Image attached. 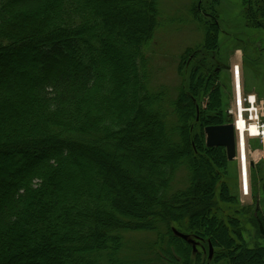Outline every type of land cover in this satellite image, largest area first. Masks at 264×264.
Returning a JSON list of instances; mask_svg holds the SVG:
<instances>
[{
    "label": "trees",
    "instance_id": "obj_1",
    "mask_svg": "<svg viewBox=\"0 0 264 264\" xmlns=\"http://www.w3.org/2000/svg\"><path fill=\"white\" fill-rule=\"evenodd\" d=\"M160 1L0 0V157L19 162L0 168V264H196L182 237L195 231L217 248L214 264H264V245L247 247L212 214L229 161L225 148L207 147L205 129L226 122L218 73L198 54L218 52V18L196 0L187 6L205 40L180 55L185 83L167 98L152 89L145 54ZM239 1L246 26L263 29L264 0ZM121 155L143 176L131 179ZM204 168L214 183L201 180ZM141 233L155 237H133Z\"/></svg>",
    "mask_w": 264,
    "mask_h": 264
},
{
    "label": "rangeland",
    "instance_id": "obj_2",
    "mask_svg": "<svg viewBox=\"0 0 264 264\" xmlns=\"http://www.w3.org/2000/svg\"><path fill=\"white\" fill-rule=\"evenodd\" d=\"M192 1H160L164 12L163 21L154 42L145 51L147 58L150 60L151 87L154 91H161L167 98H174L177 95L178 89L185 83L184 79L178 74L180 55L187 48L202 46L205 40V31L198 24V19L195 20L188 14L187 9ZM197 1L201 2V6L204 9L208 8L212 11V14L218 18V23L220 24L218 52L208 53L203 49L198 54V60L207 68L205 70H213L218 73V76L215 75L216 80L213 87L220 86L223 100L221 117L226 123H229L232 119L224 113L227 107L231 105L233 97L231 66L235 61L242 64L244 91L256 94L264 107V28H250L246 26L244 7L239 0H196V3ZM209 2L214 3L213 7L209 6ZM186 65L185 76L187 77L190 74V66L188 63ZM29 69L33 71L32 67ZM167 98L164 99L165 103ZM208 103L209 98L205 97L202 100L201 107L205 110ZM165 107L168 108L167 103ZM169 111H171L170 108ZM169 120H174L171 113ZM195 124L198 125L197 123ZM199 127L201 128L200 124L197 126L195 132L197 135L200 133ZM249 148L251 153H253L249 160L252 164L250 166L249 180L250 193L245 195L242 192L238 162L228 160L226 169L218 170L220 176L218 177L219 184L215 198L217 207H214L212 214L218 221H223L232 232L238 231L247 247L255 248L264 245V144L258 140H251ZM29 156L35 158L37 153H29ZM122 157V155L118 157L120 159L119 163L125 161V165H122V168L125 172L130 171L133 173L134 176L131 179L135 180L138 174L143 176L144 173L138 163H128L126 158ZM24 160L29 161L30 159L28 157L24 158ZM82 162L85 165L86 161ZM15 163L19 162L15 161ZM15 163L10 156L0 157V168L9 169ZM203 171V175L200 173L201 180L206 179L207 182L212 181L214 183L215 180L212 179L211 174L209 175L210 172L208 173L210 170L204 168ZM186 178L187 171L181 169L178 173V183L175 184V188L184 187L186 185ZM120 179L119 177L117 187L122 190V181ZM144 180L143 185L148 187L151 182L150 177H145ZM225 186L228 188L229 194L222 197L221 192ZM124 193L126 196L128 195L127 192ZM130 195L136 198L137 205L144 207L146 199L143 196L140 194L136 196L132 192ZM228 195L232 199L229 203L225 201ZM187 215V210L180 212V216L182 217L180 223L184 225L189 224L190 220ZM174 226L179 228L175 223ZM194 234H202V232L195 231ZM193 235H188L187 239L195 248V252L192 254L194 262L196 264L199 262L200 264H214L212 255L217 248L212 247L206 236H202L201 239ZM133 237L141 241H151L155 235L141 233ZM167 242L168 239L166 238L164 246H169V248L174 247V245L171 246ZM207 243H210L209 248L207 247ZM219 264L228 263L224 260Z\"/></svg>",
    "mask_w": 264,
    "mask_h": 264
},
{
    "label": "built area",
    "instance_id": "obj_3",
    "mask_svg": "<svg viewBox=\"0 0 264 264\" xmlns=\"http://www.w3.org/2000/svg\"><path fill=\"white\" fill-rule=\"evenodd\" d=\"M233 100L227 110L233 119L238 139L241 188L244 194L249 191V180L246 173V161L249 158L248 142L258 139L264 143V107L253 93H246L243 89L242 73L239 64L232 67ZM242 126V128H240ZM245 138V145L240 138ZM246 153H244L243 149ZM242 175V176H241Z\"/></svg>",
    "mask_w": 264,
    "mask_h": 264
},
{
    "label": "water",
    "instance_id": "obj_4",
    "mask_svg": "<svg viewBox=\"0 0 264 264\" xmlns=\"http://www.w3.org/2000/svg\"><path fill=\"white\" fill-rule=\"evenodd\" d=\"M207 147H224L229 161L235 157V132L232 124L208 126L205 129ZM187 239L185 235L182 236Z\"/></svg>",
    "mask_w": 264,
    "mask_h": 264
},
{
    "label": "bare ground",
    "instance_id": "obj_5",
    "mask_svg": "<svg viewBox=\"0 0 264 264\" xmlns=\"http://www.w3.org/2000/svg\"><path fill=\"white\" fill-rule=\"evenodd\" d=\"M240 128H242V126H240ZM240 139H241V141H243V145H245V141H246L245 138L242 137ZM243 151H244V153H246V148H245V150L243 149ZM246 173H247V178L249 180L250 170H249V161L248 160L246 161Z\"/></svg>",
    "mask_w": 264,
    "mask_h": 264
}]
</instances>
